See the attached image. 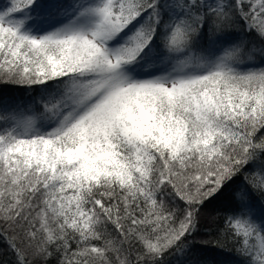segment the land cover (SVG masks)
<instances>
[{"label":"snow or ice","instance_id":"snow-or-ice-1","mask_svg":"<svg viewBox=\"0 0 264 264\" xmlns=\"http://www.w3.org/2000/svg\"><path fill=\"white\" fill-rule=\"evenodd\" d=\"M214 199L264 264V0L0 7V264H195Z\"/></svg>","mask_w":264,"mask_h":264},{"label":"trees","instance_id":"trees-1","mask_svg":"<svg viewBox=\"0 0 264 264\" xmlns=\"http://www.w3.org/2000/svg\"><path fill=\"white\" fill-rule=\"evenodd\" d=\"M6 2L7 0H0V5L4 6ZM16 94H19V90H16ZM221 211L222 201L219 199L210 200L200 210V229L195 237L197 247L192 257L195 264H234V257L225 255L216 247L217 240L226 247L232 246L219 236Z\"/></svg>","mask_w":264,"mask_h":264},{"label":"rangeland","instance_id":"rangeland-1","mask_svg":"<svg viewBox=\"0 0 264 264\" xmlns=\"http://www.w3.org/2000/svg\"><path fill=\"white\" fill-rule=\"evenodd\" d=\"M7 3V2H6ZM0 7H3V5H0Z\"/></svg>","mask_w":264,"mask_h":264}]
</instances>
